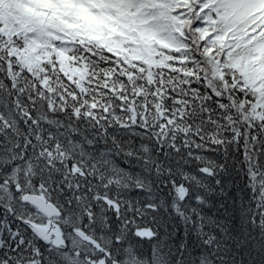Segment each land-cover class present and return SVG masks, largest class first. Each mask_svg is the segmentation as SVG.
<instances>
[{"label": "snow or ice", "instance_id": "6c2138e0", "mask_svg": "<svg viewBox=\"0 0 264 264\" xmlns=\"http://www.w3.org/2000/svg\"><path fill=\"white\" fill-rule=\"evenodd\" d=\"M0 264H264V0H0Z\"/></svg>", "mask_w": 264, "mask_h": 264}]
</instances>
